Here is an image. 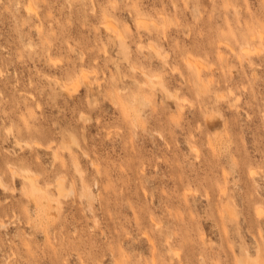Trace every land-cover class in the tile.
I'll list each match as a JSON object with an SVG mask.
<instances>
[{
    "label": "rangeland",
    "instance_id": "374dc122",
    "mask_svg": "<svg viewBox=\"0 0 264 264\" xmlns=\"http://www.w3.org/2000/svg\"><path fill=\"white\" fill-rule=\"evenodd\" d=\"M0 176V264H264V0H0Z\"/></svg>",
    "mask_w": 264,
    "mask_h": 264
},
{
    "label": "bare ground",
    "instance_id": "6f19581e",
    "mask_svg": "<svg viewBox=\"0 0 264 264\" xmlns=\"http://www.w3.org/2000/svg\"><path fill=\"white\" fill-rule=\"evenodd\" d=\"M29 9H30V7H29ZM119 35V37L121 36H123L122 34H118ZM263 36V35H262ZM123 38V37H122ZM121 39V38H120ZM123 40V39H122ZM246 50H247V48H245ZM187 64H188V66L191 68V67H194V66H198L197 65V63H195L194 62V60H192V59H187ZM201 66H199V67H197V69H196V71H195V73H196V76H197V78H198V80H200V81H202V79H200V78H202V72H201V68H200ZM83 73L84 72H82L81 73V75H79L80 77H76V79L77 78H81V76L83 75ZM147 74V73H146ZM86 75V74H85ZM145 76V75H144ZM146 77V76H145ZM86 78V77H85ZM80 81V80H79ZM78 81V82H79ZM152 81V80H151ZM163 84V83H162ZM154 85V84H153ZM172 96H174V95H172ZM179 98V97H178ZM177 98V99H178ZM21 145H22V143H21ZM40 145H42V144H40ZM56 155H58V154H56ZM60 159V158H59ZM61 160V159H60ZM65 161V160H64ZM80 163V162H79ZM64 164V163H63ZM58 165H60V164H58ZM62 167H63V165H61ZM13 167V166H12ZM11 169V168H10ZM16 168H12V172L13 173H15V172H18V170L16 171L15 170ZM76 169H78L79 170V172H81V170H80V168H79V165L78 164H76ZM82 169V168H81ZM83 170V169H82ZM25 171H27V170H25ZM21 172V171H20ZM253 173V172H252ZM83 174V173H82ZM20 175H23V177H24V180H25V183H26V185L28 186V190L26 191L27 193H28V195L30 194V195H33V197L34 196H36V195H39L38 197L39 198H46L48 201H51V198H50V196H49V193H48V191H45V190H47V189H45L44 187H42V185H40V183L38 182V177H37V175L36 174H34V173H24V174H20ZM63 175V174H62ZM253 175V174H252ZM16 176V175H15ZM64 176V175H63ZM81 177V176H80ZM13 178H14V176H13ZM47 183V182H46ZM54 184V183H53ZM0 185L1 186H3L4 188L6 187V183H5V181H4V179H3V177L2 176H0ZM83 186H82V194L81 195H83V196H86V198L88 197V199L89 198H91L92 196H93V193H92V190H91V188L89 187V185H87L86 183H85V181H84V183L82 184ZM46 187V186H45ZM49 187H51V186H49ZM57 188V191H58V194L59 195H62L63 193L66 195V194H68L67 192L65 193V191H66V188H65V184H64V181L63 180H61L60 179V181H59V183H58V186L56 187ZM55 188V189H56ZM68 190V189H67ZM224 190V189H223ZM5 191V190H4ZM74 192V191H73ZM224 192V191H223ZM71 193V192H70ZM82 196V197H83ZM37 197V196H36ZM37 202H39V201H37ZM38 204V203H37ZM39 205H41V202H40V204ZM48 205V204H47ZM48 206H50V204L48 205ZM262 207V206H261ZM48 208H50V207H48ZM261 211V210H260ZM263 211V210H262ZM260 212H258V214H259ZM257 214V213H256ZM259 215H261V214H259ZM262 215H263V213H262ZM16 216V215H15ZM14 216V217H15ZM260 217V216H259ZM1 221V220H0ZM3 224H4V222H3ZM155 224V223H154ZM154 227H155V225H154ZM160 227H162V226H160ZM3 228H4V226H3ZM147 232V231H146ZM145 233V232H144ZM148 233V232H147ZM151 239V238H150ZM166 240V239H165ZM169 241V240H168ZM151 241H149V243H150ZM152 244V243H151ZM153 261V260H152Z\"/></svg>",
    "mask_w": 264,
    "mask_h": 264
}]
</instances>
